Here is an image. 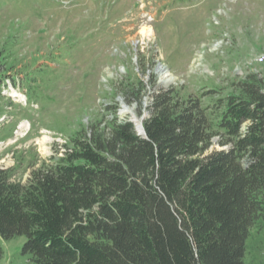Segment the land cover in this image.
<instances>
[{
    "label": "trees",
    "instance_id": "1",
    "mask_svg": "<svg viewBox=\"0 0 264 264\" xmlns=\"http://www.w3.org/2000/svg\"><path fill=\"white\" fill-rule=\"evenodd\" d=\"M10 54L0 49V139L20 110L33 123L30 104L54 80L46 64L20 76ZM137 67L118 88L141 107L156 80L146 59ZM7 81L27 107L2 92ZM222 89L154 90L143 135L111 100L50 156L14 150L0 167V237H25L23 264H244L249 231L264 222V77Z\"/></svg>",
    "mask_w": 264,
    "mask_h": 264
},
{
    "label": "rangeland",
    "instance_id": "2",
    "mask_svg": "<svg viewBox=\"0 0 264 264\" xmlns=\"http://www.w3.org/2000/svg\"><path fill=\"white\" fill-rule=\"evenodd\" d=\"M72 38L75 44H69ZM3 47L20 76L46 64L54 80L44 92L46 101L30 104L33 123L20 110L12 136L0 139V167L13 163L14 150L50 156L78 120L99 113L111 100L120 119L132 117L123 112L125 106L141 118L147 115L142 106L158 88L189 94L217 86L225 90L250 72L264 77V0H0ZM142 57L156 84L147 86L139 107L125 101L118 83L137 73ZM166 73L175 79L163 83ZM147 74L139 72L145 81ZM2 92L28 106L11 81ZM24 241L23 235L0 237V264H23ZM244 264H264L262 221L249 231Z\"/></svg>",
    "mask_w": 264,
    "mask_h": 264
},
{
    "label": "bare ground",
    "instance_id": "3",
    "mask_svg": "<svg viewBox=\"0 0 264 264\" xmlns=\"http://www.w3.org/2000/svg\"><path fill=\"white\" fill-rule=\"evenodd\" d=\"M174 79H175V77H173L172 75L166 73V74H163L162 82H163V83H169V82H172ZM123 107H124V106H123ZM123 112L130 113V114L132 115V118L134 117V119H135V121H136V123H137L138 125H139L140 123H142V117H143V116H142L141 118L138 117V116H136L135 113H134L133 108L125 106V107L123 108Z\"/></svg>",
    "mask_w": 264,
    "mask_h": 264
},
{
    "label": "water",
    "instance_id": "4",
    "mask_svg": "<svg viewBox=\"0 0 264 264\" xmlns=\"http://www.w3.org/2000/svg\"><path fill=\"white\" fill-rule=\"evenodd\" d=\"M143 119H144V116L142 117V120H143ZM129 120L133 122V124H134V126H135V128H136V130H137V132H138V134L143 135V134H144V129H143L142 123H140V124L138 125V124L136 123L135 119L132 118V117H130Z\"/></svg>",
    "mask_w": 264,
    "mask_h": 264
}]
</instances>
